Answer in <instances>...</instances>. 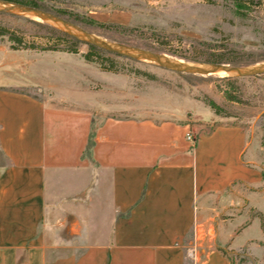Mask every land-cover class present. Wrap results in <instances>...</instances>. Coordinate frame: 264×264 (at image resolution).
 <instances>
[{
    "label": "crops",
    "instance_id": "crops-1",
    "mask_svg": "<svg viewBox=\"0 0 264 264\" xmlns=\"http://www.w3.org/2000/svg\"><path fill=\"white\" fill-rule=\"evenodd\" d=\"M77 55L0 45V78L14 79L0 82V264H232L226 248L253 242L264 264V128L252 136L238 124L136 115L115 97L38 92L56 88L57 65L70 88L91 92ZM91 165L112 227L107 242L76 245L70 218L66 237L49 230L50 184L57 170ZM234 184L248 188L237 197L246 208L208 203Z\"/></svg>",
    "mask_w": 264,
    "mask_h": 264
},
{
    "label": "rangeland",
    "instance_id": "rangeland-1",
    "mask_svg": "<svg viewBox=\"0 0 264 264\" xmlns=\"http://www.w3.org/2000/svg\"><path fill=\"white\" fill-rule=\"evenodd\" d=\"M34 1L53 12L63 10L67 15L80 14L112 24L111 27L103 28L72 20L89 32L113 43L158 49V52L182 60H186L185 57L198 59L190 62L212 63L204 62L203 59L209 52L218 50L226 58L244 56L252 60L250 63L239 65H258L264 62V0H243L249 3L251 8L235 4L233 0ZM26 18L18 14L0 12L1 24L22 34L28 41L49 44L47 39L35 35L38 32H46L47 29ZM0 45L9 48L8 42ZM232 47L239 51H231L229 48ZM79 50L78 57L71 58H83L82 53L89 51V44L82 42ZM104 50L106 55L115 56V53ZM242 52H245V55L241 54ZM117 58L154 74L155 79L126 72L105 71L97 64L89 63L88 71L83 68V72L89 76L91 92H81V82L75 88H70L65 82L67 79L60 72L61 66L57 65L54 69L51 65L49 68L52 69V77L57 79V86L48 90L44 84L38 92L46 97H49L52 91L69 93L71 99H82L81 96L84 95L93 104H97L99 99L110 102L115 97L121 105H129L130 111H134L136 115L150 113L158 119L179 117L190 126L202 125V128L218 124H238L252 136H258L264 128V73L244 77L229 76L230 79H226L219 74L179 73L151 62L121 55ZM73 63L77 64V61ZM22 71L27 72L26 68ZM26 80L29 81L27 78ZM13 81L14 79L8 77L0 78L1 83ZM28 85L30 82L25 86ZM86 88L84 85V89ZM206 98L218 103L223 115L214 113L206 105ZM99 118L101 117L97 115V120ZM86 155L88 156L89 152H86ZM96 179L93 165L90 168L77 167L54 172L49 192V205L53 211L50 231L56 230L53 228L57 227V230H64L61 234L66 237L68 230L62 224L68 217V224L76 223L72 230L73 235L70 233V243L87 245L108 241L112 227L109 196L107 190H99L95 184ZM247 193L248 188L243 184H234L220 200L208 203L215 208L231 200L234 203L239 202L235 203L237 208L230 211L232 215L240 206L246 208L244 201L237 197ZM61 205L64 207H60ZM250 211L253 212L252 208ZM230 213L227 216V213H223L222 216H231ZM255 243L239 249L226 248L232 264H262L256 253ZM251 249L254 250L253 253Z\"/></svg>",
    "mask_w": 264,
    "mask_h": 264
},
{
    "label": "trees",
    "instance_id": "trees-1",
    "mask_svg": "<svg viewBox=\"0 0 264 264\" xmlns=\"http://www.w3.org/2000/svg\"><path fill=\"white\" fill-rule=\"evenodd\" d=\"M8 1H14V2H20L28 5H33L36 7H41L44 9H47L45 6L39 4L38 2L34 0H8ZM235 4H238L240 6L244 7H250L249 3H246L243 0H233ZM50 10V9H47ZM54 12L62 15V16H69L67 18L81 22L90 24L93 26H99L103 28L111 27L112 24H106L104 22H100L92 17L82 16L80 14H73V15H67L65 11L63 10H55ZM28 21H31L43 28H46V32L43 33H36L35 35L37 37L45 38L47 39V43L49 44H39L35 41H28L26 38L22 35L16 32L15 30H12L7 25L0 23V43L8 42L10 49H30V50H55V51H65L70 53H80L79 45L82 43L79 39L76 37L57 29L54 26H50L49 24L33 19V18H26ZM119 26V25H118ZM53 41V42H51ZM231 51L238 52L239 50L235 48H229ZM156 50V49H154ZM158 51V49L156 50ZM106 51L98 47L94 44H89V51L82 53L83 58L89 62V63H95L97 64L102 70L105 71H111V72H126L134 75H140L144 76L148 79H155V75L143 71L139 68H136L134 66L128 65L127 63L123 62L122 60H119L117 56H120L119 54H115V56L106 55ZM241 54L245 55V52H242ZM243 57V58H242ZM189 61H197L198 59L194 58H184ZM204 62H212V63H231V64H245L250 63L252 60L244 57V56H232V58H226L223 56V53H221L220 50L218 51H211L208 53V56L203 59ZM226 79H230L229 76H223ZM206 105L210 107V109L218 114L223 115L221 106L216 103L213 99L206 98L205 101ZM93 145V135L91 134V139L89 141V145L87 147V152H90Z\"/></svg>",
    "mask_w": 264,
    "mask_h": 264
},
{
    "label": "water",
    "instance_id": "water-1",
    "mask_svg": "<svg viewBox=\"0 0 264 264\" xmlns=\"http://www.w3.org/2000/svg\"><path fill=\"white\" fill-rule=\"evenodd\" d=\"M0 12L18 14L45 22L76 37L81 42L94 44L121 56L151 62L162 68L179 73L218 75V73L224 72V76L241 77L260 75L264 73V62L258 65L190 62L148 48L113 43L89 32L79 24L56 12L33 5L8 0H0Z\"/></svg>",
    "mask_w": 264,
    "mask_h": 264
},
{
    "label": "built area",
    "instance_id": "built-area-1",
    "mask_svg": "<svg viewBox=\"0 0 264 264\" xmlns=\"http://www.w3.org/2000/svg\"><path fill=\"white\" fill-rule=\"evenodd\" d=\"M186 138H187L188 140H190L191 142H193V138H192V135H191L190 133H188V134L186 135Z\"/></svg>",
    "mask_w": 264,
    "mask_h": 264
},
{
    "label": "bare ground",
    "instance_id": "bare-ground-1",
    "mask_svg": "<svg viewBox=\"0 0 264 264\" xmlns=\"http://www.w3.org/2000/svg\"><path fill=\"white\" fill-rule=\"evenodd\" d=\"M218 74L221 75V76H224V75H225L224 72H220V73H218Z\"/></svg>",
    "mask_w": 264,
    "mask_h": 264
}]
</instances>
